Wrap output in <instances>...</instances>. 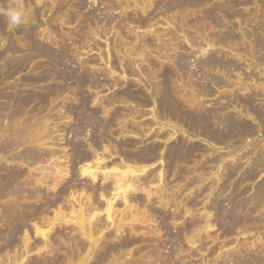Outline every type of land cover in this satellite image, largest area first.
<instances>
[{"label": "rangeland", "instance_id": "1", "mask_svg": "<svg viewBox=\"0 0 264 264\" xmlns=\"http://www.w3.org/2000/svg\"><path fill=\"white\" fill-rule=\"evenodd\" d=\"M40 1H48L47 4L55 11L46 9L39 16L15 27L5 23L6 26L0 31V53L13 45L20 50L15 54L17 60L26 56L29 51L23 47L21 40L22 35L28 33L54 52L57 51V44L67 46L72 60L61 69L90 72L92 74L83 75L109 84V87L87 89L94 98L89 103L90 112L87 116L92 121L110 124L103 128L96 122L86 127L74 114H66V110L70 111L80 105V94L73 83L67 85L59 77L41 82L42 74H37L30 65H44V60L34 58L32 63L20 70L8 66L3 69L0 74V105L9 107L5 111L7 114H14L18 109L9 103L8 97L15 101L33 95L47 100L43 104L39 101L30 103L14 127L7 118L0 120V190L6 189L4 179L8 172H16L22 183L27 179L33 186L44 190L42 197H17L13 203L8 197H0V230L8 232L15 221L31 229V234H18L17 243L7 255L13 256L16 250L18 254L22 253L24 256L19 264L40 261L48 264H207L209 259L213 261L217 255L224 256L239 248L246 250L247 247L250 251L254 247L264 248V226H259L255 221L264 212V204L256 215L253 214L255 216L252 215L255 223L239 226L238 230L234 228L236 230L229 233L218 225L216 212L204 208V205L212 207L218 203L216 207L230 210V201L235 206L251 202L257 190L264 189V168L258 166V155L264 153V127L239 104L253 97L252 106L247 107L264 110V78H245L247 71L256 77H264V0ZM33 6L37 7L38 3ZM58 9L63 12L57 13ZM62 16L74 17L76 22L65 23ZM1 17L8 21L6 16L1 14ZM93 18L98 22L89 26ZM106 19L112 22L106 24ZM49 30H53L55 35H51ZM100 31L105 35H101ZM82 44L90 47L80 48L74 57V46ZM87 58L97 60L96 66L88 65ZM177 58L186 59L190 73L194 74L179 73L175 65ZM12 59L13 54L9 53L8 60ZM210 59L233 65L215 69L199 65L200 61ZM114 61L121 69L112 67ZM93 67H96V72ZM124 70L131 74L124 73ZM215 81L222 85H217ZM157 88L159 90L155 93ZM103 100L111 102L106 114L102 113V109H97ZM143 102L149 105L145 106ZM42 105L44 111L39 114L37 109ZM211 110L235 117L240 124L246 123L249 131L232 136L214 124L205 130L196 118H202ZM36 114V122L30 120L31 128L25 142L10 147L8 142L16 130ZM124 124L130 126L128 131H125ZM79 127L82 129L78 133ZM131 128H138L140 133H132ZM207 132L215 133L217 138L211 139ZM37 137H44L45 140L38 143ZM111 141L114 146H111ZM116 142L121 150H116ZM91 143H96L94 148L100 149V153H105L107 149L104 161L121 164V169L125 168L124 164L135 166L131 163L133 159L147 158L149 153L159 155L155 162L146 165L145 170L136 172L138 178L134 176L135 185L141 184L143 186L140 188H147L133 187L135 193L130 191L129 207H133L131 209L137 213V217L121 223V228L127 230L124 234L119 230L124 237L114 236L117 227L111 228L110 223V229L107 230L113 236H66L74 231V226L69 222V206L76 204L80 210L77 204L79 200L78 203L82 201L83 208L89 210L91 205L86 198L91 196L92 191L86 190V193L81 190L86 183L99 187L103 182L97 180L93 183L85 175L74 177L75 181L66 176L67 170L81 174L78 155L90 151ZM73 145L78 147L79 153L72 149ZM28 151L38 152L41 157L51 152H57V155L51 160L36 159V163H30L25 157ZM117 152H123L121 154L124 159ZM57 170L62 172L60 174L64 178L49 184L40 180L41 177H53L55 172L58 173ZM252 174H256L255 180H242ZM102 175L99 179H102ZM193 182H196L195 186H191ZM216 185V188H223L216 189ZM70 187L69 191L75 195L68 198V193L65 198L63 191ZM201 189H206L207 193L199 194ZM92 195L93 202L102 200L98 194ZM123 203L119 213L124 211ZM10 204L14 206V212L6 207ZM28 206L32 208L25 210ZM23 210L28 211V214L24 212V217L19 214ZM232 212L235 214L236 210ZM34 214L38 217H33ZM208 219L213 222L210 223L212 228L202 230V235L198 236L202 238V243L195 239L196 236H191L199 232L194 225L190 231L179 236L185 224L193 221L202 223ZM163 222L168 223V234L159 231V225ZM45 223L52 226H46ZM36 225L50 236L45 240L35 236L32 229ZM134 225L141 226L140 230L131 232ZM224 225L230 227L231 224ZM24 239L29 241L30 247L26 252ZM192 239L196 241H190ZM69 244L73 247L71 250L67 248ZM4 251L0 254L8 250Z\"/></svg>", "mask_w": 264, "mask_h": 264}, {"label": "bare ground", "instance_id": "2", "mask_svg": "<svg viewBox=\"0 0 264 264\" xmlns=\"http://www.w3.org/2000/svg\"><path fill=\"white\" fill-rule=\"evenodd\" d=\"M32 1H34V0H20V2H18V0H0V8H7L9 5H11L13 7H16V8H18V6H19L20 8L23 9V11L25 13L28 12V13H26L25 21H29V20L39 16L40 14H42V11H45L46 9L50 10V11L54 10V9H52V7L50 8V5L47 4L48 1L46 3H44L43 1H40V0H35V2H32ZM57 2H58V0H57ZM26 3L28 4L27 6H25ZM34 3H38V6L34 7L33 6ZM50 3H52V2L50 1ZM60 3H61V0H60ZM57 4L59 5V3H57ZM56 6L57 5H55V7ZM62 10H64V9H62ZM62 10L58 9L57 10L58 12L57 11L56 12L61 14L63 12ZM66 12H67V10H66ZM54 14H55V12H54ZM31 16H32V18H31ZM62 17H63L62 19L65 21V23L76 22L74 17H71V16H69V17L65 16V18H64V16H62ZM7 22L8 21L5 18L1 17V14H0V31H1V29H4V27L6 26L5 23H7ZM96 22H98V21L95 18H93L92 22L89 23V26L93 25V23H96ZM105 22H106V24H110L112 21L106 19ZM84 23H85L86 27H88L86 22H84ZM262 28H264V26ZM97 29H95V30H97ZM49 33H51V35H55V32L53 30H49ZM100 34L101 35H105L103 33V31H100ZM69 36L71 37L72 35H68V37ZM21 41L23 43V47H25L26 51H29V53L26 54V56L25 55L22 56L23 58H20V60H17V58H15V57H17V56H15V54L19 53L20 50L17 47L13 46V45L8 46L4 50V52L2 54L0 53V74H2L3 69H5L6 66L12 67V69L20 70V69H23L25 67V65L32 63L34 58L42 59V60H44V62H46V64H44V65H36V66L35 65H30V67H32L34 70H36L35 72L37 74H42V75H40V81L41 82H47L51 78L59 77L63 82H66L67 85L69 83H73L75 85V87L77 88L78 93L80 94V101H81L79 103L80 105L77 108H73L70 111L66 110L65 111L66 114H74L78 118L79 121H81L83 124H85L86 127H90L91 125H95V124L98 123L99 127H103L104 128V127H106V126H108L110 124V122L92 121L87 116V113L90 112V110L88 108L89 103L94 101V98H92L93 96L87 91V89H93L95 87H98V88L106 87V86L109 87V84L107 82H105L103 80H99V81L97 80L96 81V80H93V79L83 75V74H92L90 72H69V71H67V69H61V67L65 66V64L68 61L72 60L71 59L72 54L70 53V49L67 46H64V45L61 46V45L57 44V49H56L57 51L54 52V51L50 50L51 48H49L48 46H45L44 44H42L38 38L36 39L34 36H32L31 33H28L27 35H22V40ZM88 46L89 45L85 46L83 44L82 45H78V46H74V48L76 50L73 53L74 57L77 56V52L79 51L80 48L88 47ZM259 46L262 47L261 43H259ZM97 47L99 49H101L100 46H97ZM9 53H12L13 54V58H14V59H12L10 61L8 60V54ZM107 57H108V55L106 56V58ZM109 57L111 58L110 55H109ZM90 59H88L86 61V63L88 65L96 66V61L97 60H95L94 58L91 59V60ZM108 61H109V59H108ZM110 64H111V62H110ZM111 65L115 69H118V68L121 69L119 64L116 63L115 61L112 62ZM175 65H176L179 73H182V74L183 73L184 74H194V73H190L187 60L184 59V58H179V59L177 58L176 61H175ZM199 65L201 67H212V68L215 69V68L228 67V66L233 65V64L230 63V62H224V61H219V60H216V59H210L208 61H200ZM95 68L96 67H93V69L96 72L97 70ZM124 73L131 74V72H129L128 70H124ZM247 74H248V76H247ZM247 74L245 76L246 79L258 78V79L262 80L264 78L262 76L256 77L255 74H251L249 71H247ZM241 75H239V76H241ZM188 77H190V76H188ZM241 77L243 78L244 76H241ZM238 78H240V77H238ZM69 80H72V82H68ZM26 82H29V81H26ZM215 82L217 83V85H222L218 81H215ZM263 82H264V79H263ZM158 90H159V88L156 89L155 93H157ZM54 91H57V90H52V92H54ZM31 96H33V95H27V96H25L23 98L15 99V101H13V99H9V97H8L9 103H11L15 107H18V109L16 110V112L14 114H10V113L7 114L5 111L9 107L0 105V120H1V118L5 117V118L8 119L10 125L12 127H14L15 124H16L17 119L24 116V114H25V112L27 110V106L30 103H32L33 101H39V103L43 104L45 101H47L44 97L43 98H36V97L33 96L31 98ZM127 96H129V93H127ZM252 102H253V97H250V98H247L244 103H243V101H241V102H239V104L244 106L247 109V112L250 113L252 116H254L262 124V126L264 127V110L263 109L253 108V107H251L249 109L247 106H252L251 105ZM142 104H144L145 106L149 105L147 102H143ZM110 105H111V102L109 103V102H106V100H103L100 103V105H99V107L97 109H99V110L102 109V113L106 114V112L109 111L108 107ZM43 108H44V105L40 106V108L37 109L39 114L43 113V111H44ZM107 109H108V111H107ZM94 114L99 116L97 113H94ZM220 115H225V114H218V112H216L214 110H211V111L205 113L202 118L198 117V118H196V120L201 124L200 126L202 128H204L205 130H208L209 125L214 124L216 126L221 127L223 130H225L226 132H228V134H230L232 136H236V135L240 134V132L249 131V127H248V125L246 123H241L240 124L239 121H237L235 117L228 116V115H225V116L221 117ZM37 117H38V114H36L33 117H30L28 121L26 120L24 122L22 127H20L19 129L16 130V133H14L13 137L8 142V145L10 147L20 146L21 144H23L25 142V138L28 135V133L30 131V128H31L30 120H33L32 122L34 123V122H36V120H37L36 118ZM124 125H126L125 128H124L125 131H128L130 126H128V124H124ZM81 129H82V127H79L77 129V132L79 133L81 131ZM131 129H132L131 130L132 133L135 132V131L140 133L138 128H136V129L135 128L134 129L131 128ZM139 135L140 134H138V136ZM207 135L211 139H216L217 138L215 133L207 132ZM43 140H45L44 137H40V138L37 137L38 143H40ZM112 142L113 141H111V146L112 145L114 146V144ZM93 144L91 143L89 145L90 151H86V152L85 151L84 152L80 151L81 153L78 155V156H80V160H79L78 164H81V171H79V170L78 171L81 172V174H79V173L77 174L76 171H70V170L68 171L67 169H65V170H67V172H68L66 176L69 177V179L73 178V181H75L74 177H76V176L79 177V175H85L86 177H89L92 180L93 183L96 182L97 180L98 181L99 180L103 181L100 184V186L97 185L99 187H95L96 184L94 185L91 182H90L91 185L86 183L84 189L81 190L83 192H86V190L87 191L90 190V191H92V194H94V195L98 194L102 198V200L99 197L101 201H98L97 198H95V200H97V201L93 202V200H92L93 199L92 198L93 195L91 194V196L89 198H86V199L89 200L90 205H91L89 210H85V207L83 208V205H81V202H82L81 200H80L81 201L80 203H78L79 200L77 202L78 207H80V210H78L79 208H77L76 204L75 205L74 204L70 205L69 208H68V210H70V213H68V214L71 215L70 216L71 220L69 222L72 223V225L74 226V229H73L74 231L71 234L66 235V236H80L81 235V236H89V237L91 236L92 238L94 236H101V237L102 236L103 237L104 236H113L114 234L111 231L107 230V229H110L109 226H111V228L117 227L116 228L117 230L115 231L116 234L114 236H117V237L121 236L122 237V235L125 232H127V230H125L124 228L123 229L121 228V223H123L124 220H127V219L133 220V219H135L137 217V213H134V211H132L133 207H129L130 202L128 203V199L130 200V197H129L130 196V191H132L133 187L138 188L139 186H143V185H141V184H139V185L137 184L138 186L135 185L136 182L134 181V176L137 177L136 172L138 170H141V169L145 170V167H146L147 164L155 162L159 155L149 153L147 155V158L139 157L138 159H133L132 161L130 160L131 163L133 162L135 164V166H130L129 164H124V165H126L125 168L121 169L122 168V167L120 168L121 164L119 165V164H117L114 161H111V162H108V163L106 161H104V159H103L104 158V154L106 152L108 153V151H106L107 149H105V153L104 152L100 153L99 152L100 149L94 148L96 143H93ZM111 146H109L110 149H112ZM79 147H81V146H79ZM115 147L117 148L116 150L119 149L117 142L115 143ZM98 148H101V147H98ZM72 149L75 152L78 151V147L76 145H73ZM103 149H104V146H103ZM103 149H101V150H103ZM119 150H121V149H119ZM32 152H34V151H28L27 153H25L26 154L25 157L27 158V160L30 163H36L35 162L36 159H38V161L39 160H45V159L51 160L52 158H54L57 155V152H51V154H48V155H46L44 157H41V156H39L38 152H34V153H32ZM77 153H79V152H77ZM121 153L124 154L123 152H121ZM121 153L117 152V154H119V155ZM258 156H259L258 157V159H259L258 160V166L264 168V153L259 154ZM122 157L124 159L123 155H122ZM217 159H219V158H217ZM214 163H216V162L214 161ZM57 165L58 164H56V166ZM248 165H249V163H248ZM77 166H79V165H77ZM226 167H225V169H226ZM57 168H58V166H57ZM57 168H55V170ZM248 168H249V166H248ZM60 169L62 170V168H60ZM245 169H244V172H245ZM219 171H220V169H219ZM57 172H58L57 174H56V172L54 173L53 177H45V178L41 177L40 180H43L46 184H49L50 182L54 183L56 181H59L61 178H64L63 174H60L61 171L57 170ZM99 172L101 174L103 173L102 179H99V177L101 176V174H100V176H98ZM242 172H243V170H242ZM243 173H241V175ZM224 174H225V172H224ZM238 174H240V173H238ZM221 175H222V177H224L223 174H221ZM221 175H220V177H221ZM228 175L230 177V173L229 172H228ZM257 175H259V174H257ZM6 176L7 177L4 179V181L6 182V187H4V188H6V189L0 190V197H8L13 203L14 201L17 200V197L20 198V199H26V198H31V197H42L44 195V190H42L38 186H33L32 182L30 180L26 179L24 181V183H22L20 181V176L16 172H8L6 174ZM141 178H139V179H141ZM255 178H256V174H254V175L252 174V175H249L247 177H244L242 180L243 181L244 180L245 181H251V180H255ZM160 180H162V179H160ZM216 180H218V178ZM225 180H226V178H224L223 181H225ZM29 183H31V184H29ZM195 184H196V182H193L191 184V186H195ZM220 185H221V183H220ZM216 187H217V185L215 186V188ZM141 188H143V187H141ZM222 188L223 187L216 188V189L221 190ZM70 189H71V187L69 189H65L63 191V194H64L65 198H66L67 195H69L68 193H70V196L68 198H71V196L73 197V195H75V194H73V191L72 192L69 191ZM135 191H137V190L135 189ZM138 191H140V190H138ZM257 191H258V193L254 194L255 198H252L251 202H247V203L235 206L234 202L230 201V204L232 205V208L230 210H225L221 206L216 207L215 205H217L218 203H215V205H212V207H209V205H207L208 207L204 205V208H205V210H207L208 208L211 209V210H214L216 212L215 219L217 220L218 225L219 224L221 225V228L224 230V232H228L229 233L231 231H235L236 229L233 230L234 228H237V230H238L239 226H244L245 227L247 225L255 223V222H253L252 215L253 214L256 215V213H258L261 210V207L264 204V189L260 188ZM75 192L76 191H74V193ZM89 192H88V194H89ZM132 192L135 193L134 191H132ZM206 193H207L206 189H201L200 192H199V194H206ZM120 200H122L124 202L123 203L121 201V203H123V205H124V206H122V207H124V211L122 213H119V209H120V205H121V203L119 202ZM74 201H73V203H75ZM89 202H88V204H89ZM86 203H87V200H86ZM206 203H208V202H206ZM85 205L86 204H84V206ZM6 207L9 208V209H12L13 212L15 211L14 206L11 205V204L7 205ZM28 208H32V206L26 207L25 210L28 209ZM233 209L236 210L235 214H233V212H232ZM19 212H20L19 213L20 216H22V217H24V212H25V214H28L27 213L28 211H24V210L23 211H19ZM255 215H253V216H255ZM118 216L119 217L121 216V217L118 218ZM258 216H259V218L256 219L255 221L259 223L258 224L259 226H261L262 224H263L262 226H264V212H262V214L258 215ZM33 217L37 218L38 216H36L34 214ZM59 217H61V216L59 215ZM57 218H56V220H57ZM33 219H35V218H33ZM35 220H37V219H35ZM52 220H55V219H52ZM49 222H50V220H49ZM53 222H55V221H53ZM211 222H212V220L208 219L207 221H203L202 223H201V221L198 222V223L193 221L191 224H185L186 227L183 230L180 231L179 236H181L182 233L184 234L185 231H187V232L190 231V228L194 225L195 226V230H199V232L196 233V234H193L191 236H196L195 239L199 240L202 243V241H203L202 238L198 237V236L202 235V232H203L202 230L205 231L206 228L210 229V227H211L210 223ZM109 223L111 225L108 226ZM117 223H119V224H117ZM216 223H214V224H216ZM224 223L231 224V225H230V227H227V226L224 227L225 226ZM47 225L48 226H52L49 223L46 224V226ZM26 226H27L26 224L24 226L22 223H19L18 221H15L12 224V226L10 227V230L8 232L5 231V230L4 231L0 230V241L2 242V244H0V252L3 253L2 251L6 250V249L8 250L6 253H4L5 255L4 254H0V258H1V263L0 264H19V262L22 261L24 255L22 253L18 254L17 250L15 251V254L13 256H10V257L7 255V253L9 254L11 252V250L13 249V247L15 246V244L17 243L18 234L21 235L22 232L24 234H26V233H28V234L30 233L31 234V229L29 227H26ZM254 226H256V225H254ZM140 228H141V226L134 225V226L131 227L130 231L131 232L139 231ZM249 228H251V227H249ZM76 230L77 231L79 230V232H77ZM112 230H114V229H112ZM119 230H121V232H123V234H120ZM160 230L161 231L163 230L166 234H168L169 231H170V228L168 227V223L163 222L162 225H159V231ZM32 232L35 234V236L43 237L44 240L47 239L48 236H50L49 233H46L45 231H42V228H40L39 225H38V227L36 225V228L34 230L32 229ZM124 236L125 235H123V237ZM130 236H132V235H130ZM116 239L117 238H115L114 240H116ZM119 240H120V237H119ZM193 240L194 239H192L190 241H193ZM194 241H196V240H194ZM218 241L219 240H217V242ZM225 241L228 242L227 240H225ZM28 242L29 241L26 240V239L23 240V246H24L25 252L30 248L29 245H28ZM258 244L260 245V243H258ZM37 247H39V245ZM67 248H68V250H71V248H73V247L71 246V244H69L67 246ZM245 248H246V250H243V248H239L236 251L230 250L232 252H228L224 256H220L219 255L220 257H217L218 256L217 255L216 257L213 258L214 259L213 261H210L212 259H209V262L207 264H263L264 263V248H263V246H262L263 249L260 248V247H254L251 251L247 250V247H245ZM250 248H252V247H250ZM201 250L202 249H199V251H201ZM252 251H253V253H252ZM212 252H213V250H212ZM85 253L87 254L86 251H85ZM55 258L59 259L58 256H55ZM48 263L49 262H41V261L40 262H33V264H48Z\"/></svg>", "mask_w": 264, "mask_h": 264}, {"label": "clouds", "instance_id": "3", "mask_svg": "<svg viewBox=\"0 0 264 264\" xmlns=\"http://www.w3.org/2000/svg\"><path fill=\"white\" fill-rule=\"evenodd\" d=\"M0 14L7 17L10 27L19 26L25 21L26 17V13L22 8H16L11 5L7 8H0Z\"/></svg>", "mask_w": 264, "mask_h": 264}]
</instances>
